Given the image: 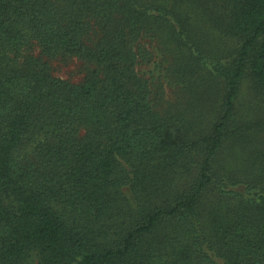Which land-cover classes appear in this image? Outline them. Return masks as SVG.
<instances>
[{
    "label": "trees",
    "instance_id": "trees-1",
    "mask_svg": "<svg viewBox=\"0 0 264 264\" xmlns=\"http://www.w3.org/2000/svg\"><path fill=\"white\" fill-rule=\"evenodd\" d=\"M241 36L211 133L155 110L138 39L171 21L136 0H0V264H264V157L236 208L205 209L247 67L264 95V0H230ZM36 48L39 52L36 53ZM93 65L82 81L50 60ZM201 152L198 181L164 199L157 181Z\"/></svg>",
    "mask_w": 264,
    "mask_h": 264
},
{
    "label": "rangeland",
    "instance_id": "rangeland-1",
    "mask_svg": "<svg viewBox=\"0 0 264 264\" xmlns=\"http://www.w3.org/2000/svg\"><path fill=\"white\" fill-rule=\"evenodd\" d=\"M160 7L175 19L151 21L138 39L141 55L136 71L148 81V92L155 110L170 121L184 123L190 141L211 133L219 119L225 97V81L216 64L231 68L240 49L241 36L231 30L233 4L230 0H136ZM36 53L39 49L36 48ZM52 73L73 83L83 80L93 65L78 59L50 60ZM217 69V68H216ZM225 139L214 162L217 181L206 189L202 204L216 210L236 208L244 184L234 195L221 199L228 177L248 181L259 175L264 157V95L255 85L251 66L240 83L235 108ZM201 152L185 157L180 167L169 171L156 183L164 199H174L199 179ZM27 264H39L33 253Z\"/></svg>",
    "mask_w": 264,
    "mask_h": 264
}]
</instances>
